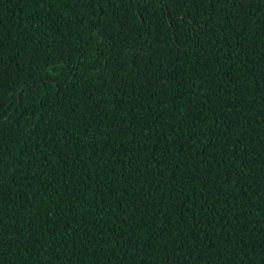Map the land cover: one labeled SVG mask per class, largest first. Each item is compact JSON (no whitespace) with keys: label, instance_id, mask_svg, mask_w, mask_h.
<instances>
[{"label":"trees","instance_id":"trees-1","mask_svg":"<svg viewBox=\"0 0 264 264\" xmlns=\"http://www.w3.org/2000/svg\"><path fill=\"white\" fill-rule=\"evenodd\" d=\"M0 264H264V0H0Z\"/></svg>","mask_w":264,"mask_h":264},{"label":"snow or ice","instance_id":"snow-or-ice-1","mask_svg":"<svg viewBox=\"0 0 264 264\" xmlns=\"http://www.w3.org/2000/svg\"><path fill=\"white\" fill-rule=\"evenodd\" d=\"M172 2L176 5L177 11H182L190 5H203V0H172Z\"/></svg>","mask_w":264,"mask_h":264}]
</instances>
